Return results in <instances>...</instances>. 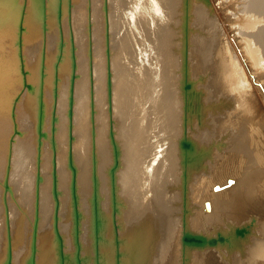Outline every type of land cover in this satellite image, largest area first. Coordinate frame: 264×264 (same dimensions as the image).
Returning a JSON list of instances; mask_svg holds the SVG:
<instances>
[{"label": "bare ground", "instance_id": "1", "mask_svg": "<svg viewBox=\"0 0 264 264\" xmlns=\"http://www.w3.org/2000/svg\"><path fill=\"white\" fill-rule=\"evenodd\" d=\"M219 1L0 0V264H264V0Z\"/></svg>", "mask_w": 264, "mask_h": 264}, {"label": "rangeland", "instance_id": "2", "mask_svg": "<svg viewBox=\"0 0 264 264\" xmlns=\"http://www.w3.org/2000/svg\"><path fill=\"white\" fill-rule=\"evenodd\" d=\"M221 1H223L225 4L226 3H229V1H226V0H220L219 2L221 3ZM232 1V0H231ZM234 1V0H233ZM239 2H241V0H239ZM239 2L238 1H236V4H235V8H234V10H231V9H229V10H227L226 11V13H225V15L226 16H228L229 15V13H230V15H229V18L231 19V23H230V29H232V30H234V29H236L237 27L239 28V26L242 24V26H244V23H245V17H243L244 15H242L241 14V12L239 11L240 9H241V7H239ZM220 6H223L222 4H220ZM238 7V8H237ZM231 13H233V14H231ZM239 13H240V16H239ZM235 14H238V18H235V17H237V16H235ZM241 18V19H240ZM242 18H244V19H242ZM238 24V25H237ZM233 26V27H232ZM237 28V29H238ZM237 33V34H236ZM235 34L237 35V38H238V44L240 45V47L242 48L243 47V41L241 40V38H240V36H239V34H238V30H237V32H236ZM243 53H244V50L242 51ZM264 72V71H263ZM257 74H260V73H256L255 75H257ZM227 109V111L226 112H224L225 111V109H224V111H223V114H224V116L225 117H227L228 116V118H229V109L230 108H226ZM233 109V107L230 109V110H232ZM230 123V121L228 122V124ZM18 146L17 147H19V145H20V147H19V149H21V144L20 143H18L17 144ZM5 165H3L4 167V170L6 171V169H7V167H6V165H7V161H8V157H7V155H6V157H5ZM218 167L220 166V163H218V164H216ZM214 169H216V172H218V170H219V168H217V167H215ZM4 171V174H3V178L6 176L5 175V172ZM209 173H211V171L209 170ZM215 174V172L213 171L212 172V174ZM5 175V176H4ZM210 176V175H209ZM18 180H19V182H18ZM6 182V187H8L9 189H10V187L13 189L14 188V194L15 195H21V192H22V190H23V185H22V172H21V167L20 166H18L17 167V173H16V179H15V181L14 182H12V183H9V182H7V180L4 178V180H3V182ZM17 182H18V184H17ZM19 183H20V185H19ZM11 184V185H10ZM17 185V186H16ZM208 184H206L205 186H204V188L207 186ZM10 186V187H9ZM16 186V187H15ZM22 186V187H21ZM18 187V188H17ZM1 189V188H0ZM6 190V189H5ZM17 190V191H16ZM214 190H215V188H214ZM0 192H1V190H0ZM7 193H8V191H6ZM18 192H20V193H18ZM7 193H6V198H7V201H6V206H5V208H6V212L8 211V202H10V197H7ZM199 193V192H198ZM201 196H203V193H200V194H198V196H196L197 198H200ZM17 212V211H16ZM239 231H241V229L239 230V229H236V231H235V233H239ZM147 253V252H146ZM148 257V256H147ZM147 259V258H146ZM145 263H147L148 264V262L147 261H145Z\"/></svg>", "mask_w": 264, "mask_h": 264}, {"label": "water", "instance_id": "3", "mask_svg": "<svg viewBox=\"0 0 264 264\" xmlns=\"http://www.w3.org/2000/svg\"><path fill=\"white\" fill-rule=\"evenodd\" d=\"M187 2V0H186ZM188 6V3H187ZM188 9V8H187ZM29 84L25 83V87L28 88ZM185 85L187 86V92L190 91L189 87L190 85L188 82H185ZM43 135V134H42ZM193 146L189 142H184V160H183V166L184 168H188L191 163L188 162V154L192 152L194 149L192 148ZM235 183L234 180H228V184L226 186L220 187L217 185L215 187L216 191L222 190L224 188H227ZM209 205V203H207ZM240 233H244V230L239 231ZM217 242L224 243L225 239L224 237L220 236L218 239H208L207 237H204L202 235H195L192 234L191 232H186L185 235L183 236V244L184 247H196V248H203L205 245H215ZM10 255V254H9ZM7 264H10V257L8 258Z\"/></svg>", "mask_w": 264, "mask_h": 264}]
</instances>
